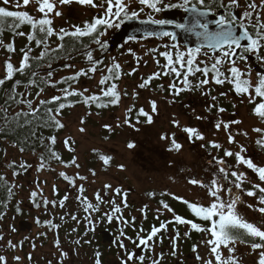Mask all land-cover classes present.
Here are the masks:
<instances>
[{
    "label": "snow or ice",
    "instance_id": "1",
    "mask_svg": "<svg viewBox=\"0 0 264 264\" xmlns=\"http://www.w3.org/2000/svg\"><path fill=\"white\" fill-rule=\"evenodd\" d=\"M73 4L97 11L91 20H84L82 24H69L65 21L66 27H55L54 20L64 17L61 9L71 8ZM30 5L36 6L39 17L20 10ZM171 10H181L185 14L183 22L156 18L158 14ZM141 14H145L146 18L140 19ZM134 20L150 26L136 30L144 38H168L170 43L163 45V51L158 48L148 49L145 55L152 56L159 70L147 77L140 76L139 82L129 92L126 88L121 89L119 82L125 76L136 74L143 57L138 56L132 48H127L126 53L133 57L137 65L128 72L123 71L121 63L114 56L106 63L105 54L109 42L105 37L110 30H119L126 22ZM25 25L30 28L27 33L21 30ZM176 30L195 37V46H182L178 42ZM5 33L11 34L8 42L4 39ZM16 37H25L27 41L19 49L22 58L18 66L12 63V54L17 52ZM137 40L136 35H129L121 47ZM0 50L8 54L4 65L5 74L0 77V92H3V102L0 103V140L7 142L12 137L13 148H18L21 154L29 151L35 158V164L23 159L19 162L8 161L7 151L3 150L5 161L0 164V221L4 220L9 206L23 187L17 178L33 168L37 176L34 180L35 189L29 194V203L36 209L43 208L45 213L57 207L66 209L69 194L50 200L41 187L46 181L39 179L42 172H56L54 164L64 169L78 170L81 167L76 155L65 160L56 148L58 133L66 127L62 122L65 109L82 104L88 109L85 116H99L100 110L119 107L128 99L130 103L125 109L123 121L118 120L114 126L107 123L102 125L109 133L103 137L107 141L116 129L128 127L139 132L138 125L154 123V117L159 115L158 102L146 98L149 110L146 111L143 106L137 107L141 90L167 92L171 99H164L169 105L176 103V98L182 93L198 92L206 98V102L202 113L192 110L193 119L210 122L215 129L213 136L223 131L227 137V146L217 139H209L200 127L182 124L176 115L171 116L169 123L172 127L185 134L189 144L200 142L199 147L211 157L207 163L212 172L206 180L197 176L187 177L188 185L204 193L202 196L197 193L195 201L169 191H161L159 195L162 198L158 201L154 216L158 226L153 223L150 229L143 227V221L148 219V205L138 209L142 214L139 226L135 216L130 213L125 216L124 210L130 208L127 200L129 192L121 186L113 187L105 183L102 189L95 191L93 202L85 195L84 183H77L87 182L88 176L81 175L79 171L72 175L59 171L57 175L77 193L76 200L88 224L83 236L95 232L97 219L109 224L116 222L112 246L117 249L118 264H167L169 258L176 259L177 264H184L179 242L189 239L192 232L203 234L205 239L201 243L208 248V256L204 257L198 252L200 244L192 245L198 264H240L238 244L250 248L249 254L258 256L255 264H264V219L250 222L238 211V207L243 205L264 217V164H257L252 157L247 156L246 146L236 137L248 138V132L233 130V126L243 121L235 118L225 120L223 114L228 109L221 103L222 98L227 99L230 93L239 97L241 103L247 98L248 103L254 105L252 114L264 124V0H0ZM97 52L99 55H96ZM78 57L82 58L85 67L77 69L74 63L69 62ZM157 57H162L164 62L161 63ZM250 60L255 62L258 70L249 63ZM58 62H63L62 69L71 70V73L57 78L54 65ZM143 63L146 65L147 61ZM97 74L100 78L94 88L81 85L82 78L91 81ZM164 78L169 79L167 87L163 83L153 86L154 81ZM9 81L11 86L5 87ZM226 84L230 86L228 91L222 90ZM93 107L97 110L95 113L91 111ZM231 107L235 109L236 104L233 103ZM231 115L234 117L235 112ZM85 122V117H81L80 133L86 131L83 126ZM46 131L48 135H45ZM252 131L259 134L255 143L264 151V127H255ZM159 138L166 142V150L170 153L179 155L184 148L176 132H163ZM61 144L68 153H75V140L71 136H66ZM135 147L134 141L127 143L128 149ZM213 150L216 153L222 152V156L213 155ZM92 151L102 162L103 170L107 171L113 156L100 153L98 149ZM229 158L234 160V164L228 163ZM169 166H172L171 163ZM116 167L120 171L126 170L124 164ZM88 171L92 177H96L95 169ZM179 171L184 172L185 169ZM170 179L174 182L173 177ZM245 184L250 187L245 188ZM52 193L58 196L55 184L52 185ZM145 195L154 199L157 193L148 191ZM117 197L120 198L119 203ZM163 197H170L185 205L195 219L177 214ZM244 197L255 198V204L246 203ZM22 203L21 200L15 201L14 211L18 215L22 214ZM102 206L104 211L101 210ZM96 213H100V216L94 219ZM165 213L170 214V218L162 219ZM69 216L77 224L80 223L77 214L67 210L59 219L65 222ZM35 222L55 231L54 246L59 252V264H64L68 252L61 247L57 231L61 224L54 223L53 219L41 222L38 217ZM181 225L186 229L183 236L179 230ZM129 230L132 235H129ZM10 231L15 233L17 229L10 226ZM71 231L76 232L77 228ZM40 235L46 237L47 233ZM82 239L78 237L70 243L80 246ZM165 239L168 240L166 248ZM4 240L0 232V241ZM83 243L91 244L92 241L83 240ZM23 244V240L13 243L9 239L6 247L15 252ZM4 247V244H0V249ZM32 247L35 249L34 243ZM101 257L99 249L95 250L94 264H102ZM13 259L20 264L22 257L14 255ZM27 259L32 260L31 253ZM0 264H8L7 256L0 254Z\"/></svg>",
    "mask_w": 264,
    "mask_h": 264
},
{
    "label": "rangeland",
    "instance_id": "2",
    "mask_svg": "<svg viewBox=\"0 0 264 264\" xmlns=\"http://www.w3.org/2000/svg\"><path fill=\"white\" fill-rule=\"evenodd\" d=\"M138 7V6H136ZM29 8L36 9L35 5H30ZM64 12V17L56 18L57 28L61 26H67L65 21L69 24H81L84 20H90L93 14L97 11L95 9H90L87 7H82L73 4L71 8L61 9ZM147 11V10H146ZM38 13V12H37ZM146 15L141 14L140 19H145ZM156 18H163V13H160ZM113 29L111 34H109L105 39L109 42L116 32ZM165 43H170L168 38L159 39L156 37H148L138 39L137 42H132L124 47L121 45L115 49L111 50L108 55L109 58L116 57L121 63L122 67L130 71L133 67H137L133 57L126 53L127 48H132L138 56L143 57L141 65L138 67V71L133 76H125L121 82V89H127L131 92L134 86L139 82V77H147L154 71H158L156 64L154 63L151 55H145L148 49L158 48L163 51V45ZM182 46L183 44L179 42ZM124 44V43H123ZM122 44V45H123ZM160 59L161 63L164 62L162 57H157ZM143 61H147L145 65ZM79 69L80 66L76 65ZM71 70H61L57 74V78L62 75L70 74ZM4 75V65L2 60H0V77ZM100 76L96 75L94 80H84L81 85L94 88L98 82ZM253 79H255V73H253ZM169 82L168 78L163 80H158L153 82L155 84L163 83L165 87ZM225 91H228L227 87H223ZM184 96H179L176 98V103L169 105L166 103L164 97H168L167 92H149L141 90L140 97L137 102V107L143 106L145 110H149V106L146 103V98L156 99L159 107V115L154 117V123L151 125L141 124L138 125L140 128L139 132L134 131L131 128L124 127L122 129H116V131L110 134V138L105 141L104 136L109 135L103 128L102 125L107 123L115 125L118 120L123 121L124 113L126 107L129 105L130 101L125 99L117 110L109 111L104 117L97 116L95 114L91 116H85L87 112L86 108L81 106L73 108L71 113L64 117L63 121L66 125L64 132L60 136V143L66 136H71L75 140V153L78 157V163L81 165L80 169L68 168L64 169L61 166H54L57 171L50 172L45 171L39 174L40 181H46L41 187L44 189V195L48 199H58L62 198L66 193L69 194V200L66 202V209H61L59 207L51 209L50 213H45L43 208L36 209L29 203V194L31 190L35 189L34 180L36 179V172L30 169L28 173L20 176L18 182L23 185L19 190L18 200L23 201L21 204L25 208V213L23 216L17 217L16 214L8 213L3 221H0V232L3 233L5 240L0 241V244H4L5 247L0 249V254L7 256L8 264H17L13 259L14 255L22 257L20 264H59V252L54 246V240L56 238L55 231H50L46 226L38 225L35 221L38 217L41 222L48 219H57L64 214L65 210L69 213H78L82 210L76 200L77 193L74 189L70 188L65 181L58 177L57 173L59 171H66L69 175L74 174L79 171L81 175H86L89 177L87 182L77 181V183H84L86 192L85 195L88 196L90 200L94 201V193L98 189H102L105 183L111 184L113 187L121 186L123 189L129 192L127 197L128 203L130 205L129 209L124 210V214L127 217L129 213L135 216L137 219V226L141 224L142 214L138 209L142 208L144 205H148V209L155 213V209L158 207L155 202L149 201L145 193L153 190L169 191L178 196H183L185 199L195 201L197 198V193L201 196L204 194L199 188L188 185L186 179L189 176H196L190 173L198 172V177H205L208 179L211 176L212 168H209L207 161H203L204 157H208V153L199 147V143L189 144L187 142L185 134L179 130L172 127L169 123L171 116L176 115L182 124L195 125L201 128L209 139H217L219 142L224 143L227 146V137L223 131L213 136L215 129L212 127L210 122H200L193 119L192 110L194 109L196 113H202L205 107L206 98L202 97L198 92L184 93ZM182 97V98H180ZM222 106L230 110L223 114L225 120L229 119H240L243 121L240 125L233 126V130L239 129L248 132V138L243 136H237L236 139L244 144L247 148V156L252 157L254 162L257 164H264V151H262L255 143V140L259 137L258 133L252 131L255 127H264L261 124L259 118L252 114L253 106L249 104L247 98L241 103L240 99H234L230 94L227 99L221 100ZM236 104V108L232 109L231 105ZM186 106H190L186 107ZM235 112L233 117L231 114ZM81 117H85L86 128L84 133L78 131L80 125ZM163 132H176L177 139L183 143L184 148L179 155L170 153L166 150L167 144L165 141L160 140V134ZM134 141L136 147L133 149L127 148V143L129 141ZM7 151L8 161H17L21 159L35 164V159L31 154L23 153L21 154L16 148L11 145L0 141V154L5 161L3 156V150ZM93 149H98L100 153L113 156V161L111 166L107 171L103 170V164L98 160L97 156L93 153ZM213 155H221V153H216L213 150ZM205 159V158H204ZM229 164H234L232 158L228 159ZM202 162V164H200ZM171 163V167L169 164ZM119 164H124L126 166L125 171H120L116 167ZM89 169H95L97 175L92 177L89 173ZM180 169H185L184 172L179 171ZM249 174L250 173L249 170ZM9 178H11V173H8ZM170 177L174 178V182ZM205 179V180H206ZM94 181V182H93ZM55 184L58 188V196H53L52 185ZM250 187L249 184H245V188ZM103 194V193H102ZM244 200L248 204H255V198L244 197ZM120 198L117 197V202L119 203ZM202 203H207V201H201ZM157 206V207H156ZM247 207H245L246 209ZM248 209V208H247ZM102 211L105 210L102 206ZM258 217H255V215ZM82 215V213H81ZM250 215L249 219L254 222H259L264 219L258 212L248 213ZM13 217H15L13 219ZM99 217V213L94 214V219ZM247 217V216H246ZM27 220L33 223V227L27 230H21L19 227V221ZM98 221V219H97ZM73 222V220H72ZM67 219L65 222H61L58 218L56 224H61V227L57 230L60 233L59 239L61 241V247L68 252V258L64 261V264H94V251L99 249V251L106 254L104 256V261L102 259V264H118L117 255L115 259L107 255L106 250H101L99 248V243L97 242L99 228L95 227V232H89L88 236H83L81 240V245H73L70 243L71 240L79 237L72 232ZM144 223V221H143ZM86 226L84 232L88 228V224L85 221ZM10 226H15L17 231L15 233L10 231ZM70 226V227H69ZM65 228V229H64ZM67 228V229H66ZM47 233V236H42L40 233ZM62 232H64L62 234ZM83 232V233H84ZM69 233H71L69 235ZM25 237L29 239L25 240ZM11 239L13 243H19L23 240L24 244L22 248H17L15 252L6 247L7 240ZM83 240H91V244H84ZM35 244V249H33L32 244ZM31 253L32 260L27 259L28 254ZM201 253L205 254L204 257L208 256V248L201 243ZM258 256L256 254H247L244 261H240V264H255ZM109 260L110 262H107ZM195 262H189L188 264H194ZM170 264H175V261ZM198 264V263H196Z\"/></svg>",
    "mask_w": 264,
    "mask_h": 264
},
{
    "label": "flooded vegetation",
    "instance_id": "3",
    "mask_svg": "<svg viewBox=\"0 0 264 264\" xmlns=\"http://www.w3.org/2000/svg\"><path fill=\"white\" fill-rule=\"evenodd\" d=\"M178 15L179 16H181V17H184L185 16V14L181 11V10H178ZM249 63L250 64H253V66H254V69H256L255 68V62L254 61H252V60H250L249 61ZM255 73V72H254ZM225 87H227L228 89H229V85H225ZM222 90H224V88L222 89ZM225 91V90H224ZM185 93H187V92H185ZM185 94L184 93H182L180 96H184ZM230 95L234 98V99H240L239 97H237L234 93H230ZM180 98H182V97H180ZM252 106L254 107V105L252 104ZM228 109L230 110V107H228ZM233 109V108H232ZM218 155V154H217ZM205 158V159H204ZM203 158V161H207L208 162V160H210V156H208V157H204ZM228 163H229V161H228ZM200 164H202V162H200ZM209 168H210V166H209ZM190 174H192V175H194V174H196V176L198 175V172H194V173H190ZM198 177V176H197ZM202 179H206L205 177H202ZM153 191H155V190H153ZM156 193H157V195H156V197L154 198V199H150L148 196H147V198L149 199V201H151L152 203L153 202H155L156 204H157V206H159L158 205V201L162 198V197H160V195H159V193L161 192L160 190H156L155 191ZM163 199H165L174 209H175V211L177 212V214H180L179 213V209L176 207V205H178V201H174V200H172L170 197H163ZM189 201H192V200H189ZM180 203V202H179ZM156 206V207H157ZM180 206H183V207H185V205H183L182 203H180ZM149 208V207H148ZM188 210V209H187ZM238 211L242 214V215H244L245 216V218L247 219V220H249L250 222H254V221H252V220H250L249 219V217H250V215H248V213H251V212H253V210H251V209H245V206H243V205H240L239 207H238ZM186 214H188V215H190L191 217H192V215H191V213L189 212V210H188V212H185ZM181 215V214H180ZM154 216H155V213L154 212H152L150 209H148V219L147 220H145L144 221V223H143V227L145 228V229H150V226L153 224V223H157V226H158V222H156L155 220H154ZM247 216V217H246ZM255 217H258V215L256 214L255 215ZM168 218H170V214H168V213H165L164 214V216L162 217V219H168ZM192 218H194V217H192ZM188 219H191V218H188ZM85 223V222H84ZM96 227L97 228H99V230L97 231V233H98V238H97V242L99 243V248L101 249V250H106V252H107V255H109L110 257H112V258H114V260H116L115 259V256L117 255V249L115 248V247H113L112 246V243H109V242H107V243H104L103 241H102V232L103 231H105V230H107V231H109V232H111L112 233V235H113V237H114V234L116 233V222L115 221H113V223L112 224H109V223H107V222H104V221H97V224H96ZM170 228H171V226H170ZM179 230H180V232H181V236H183V233H184V231L186 230L185 229V226H183V225H181V226H179ZM64 233V232H63ZM133 233L129 230V235H132ZM79 237H81V236H79ZM78 238V237H77ZM205 239V236L202 234L201 236H198L197 235V233L196 232H192V234H191V237L189 238V239H182L180 242H179V245H180V252H181V254H182V256H181V258L183 259V262H184V264H188V261L189 262H195L194 264H196V263H198L196 260H195V258H194V253L192 252V245L194 244V243H199L200 244V246L198 247V252H199V254L201 255V256H205V254H203V253H201V242L203 241ZM164 245H165V248H166V246L168 245V240L167 239H165V241H164ZM129 247H131V245H129ZM250 248H248V247H246V246H244V245H237V255L240 257V261H244V259H246V255L247 254H249L250 253ZM225 256L227 255V252L225 251ZM106 254H104L103 253V256H102V258H103V261H104V256H105ZM173 261H175V264H177V261H176V259H174V258H169L168 260H167V264H170L171 262H173ZM107 262H110L109 260H107ZM244 264H246L245 262H244Z\"/></svg>",
    "mask_w": 264,
    "mask_h": 264
},
{
    "label": "trees",
    "instance_id": "4",
    "mask_svg": "<svg viewBox=\"0 0 264 264\" xmlns=\"http://www.w3.org/2000/svg\"><path fill=\"white\" fill-rule=\"evenodd\" d=\"M13 10H14V9H13ZM26 11H29V13L32 14V15H34V16H37V17L40 16V14L37 13L35 9L29 8V9H27ZM90 20H91V19H90ZM81 24H82V23H81ZM54 25H55V27H57L55 21H54ZM21 30H23L25 33H27V32L30 30V28H29V26H26V25H25V26H22V29H21ZM111 31H112V30H110L109 34L112 33ZM4 39H5L6 42H8V41L11 39V34H10V33H5V34H4ZM53 39H55V38H53ZM26 43H27V41H26V38H25V37H16V38H15V47H16V49H17V52L14 53V54H12V63H13L14 65H16V66H18L19 61H20V59L22 58V54L19 52V49L22 48V47H24ZM111 50H112V49H111L110 46H109L108 51H107V53L105 54V62H106V63H107L108 60L110 59L108 55L111 53ZM37 51H38V50H37ZM96 55H99V53L97 52ZM7 56H8V54H7L6 52H4L3 50H0V60H2V64H3V65H5V60L7 59ZM69 62H70V63H74L75 65L80 66V68L86 66L85 63L83 62L82 58H80V57H78V58H77L76 60H74V61H69ZM62 63H63V62H58L56 65H54V68L56 69V73H57V74H58V72H60L61 70H65V69H62V67H61V64H62ZM123 71L125 72L126 70L123 68ZM4 74H5V66H4ZM66 75H67V74H66ZM2 76H3V75H2ZM84 80H85V79L82 78V79H81V83H82ZM121 82H122V80L119 82V85H120V86H121ZM10 86H11V81H9V82L5 85V87H10ZM49 94H51V91L49 92ZM2 102H3V92H0V103H2ZM257 102H259V98L257 99ZM81 106H83V105H82V104H81V105H77V106L74 107V108L81 107ZM83 107H84V106H83ZM119 107H120V106H119ZM119 107H114V108H109V109L100 110V111H101V114H100L99 116L104 117V116L106 115L107 112L117 110ZM72 109H73V108H71V109H65V110H64V112H63V116H62V122H63V123H64V121H63L64 117H67V116L71 113V110H72ZM86 110L88 111V109H86ZM91 111H92L93 113H95L97 110L93 107V108L91 109ZM64 124H65V123H64ZM64 130H65V129L61 130V131L58 133V143H57V145H56V148H57L58 151H60V153H61L63 159L68 160V159H70L71 156L74 155V154H73V153H68V152L63 148L62 144L60 143V136H61V134L64 132ZM45 135H48V132H47V131L45 132ZM12 139H13L12 137H9L7 142L2 141V140H0V141H1V142H4V143H7V144H9V145H11V140H12ZM16 149L18 150V148H16ZM24 153H26V154H31L29 151H25ZM33 158H34V157H33ZM34 159H35V158H34ZM3 163H4V160H3L2 155L0 154V164H3ZM54 166H59V165H55V164H54L53 167H54ZM27 173H28V172H27ZM18 178H19V177H18ZM16 200H18V195L14 198V200L12 201V204L9 206V209H8V211H7V214H8V213H12V214L14 213V214H16L15 211H14V205H15V201H16ZM176 207L179 209V213H180L182 216H184L185 218L195 219V218H192L190 215H188V214L185 213V212H188L186 206H185V207L180 206V203L178 202V205H176ZM21 208H22V214H19V215L16 214L17 217L23 216L24 213H25V208L22 207V206H21ZM75 213H76V212H75ZM81 213H82V215H81ZM76 214H77V216H78V219L80 220V223L77 224V225H75V224H76L75 221L72 222V220H71V218H70V216H69V217H66L67 222H69V223L66 224V225H69V224L72 222V226H73V225H75V226H73V227H70V226H69L70 229H72V228H77V231L75 232V235L80 236V235L83 234V232H84V230H85V228H86V226L84 225L85 220L83 219L85 213H83L82 210H79V212L76 213ZM6 216H7V215H6ZM6 216H5V217H6ZM99 216H100V213H99ZM58 218H59V217H57L56 220H58ZM56 220L53 219V222L55 223ZM136 224H137V220H136ZM64 229H65V228H64ZM66 229H67V228H66ZM62 234H63V232H62ZM197 235H198V236H201L202 234H201V233H197ZM59 236H60V233H59ZM70 236H71V235H70Z\"/></svg>",
    "mask_w": 264,
    "mask_h": 264
},
{
    "label": "water",
    "instance_id": "5",
    "mask_svg": "<svg viewBox=\"0 0 264 264\" xmlns=\"http://www.w3.org/2000/svg\"><path fill=\"white\" fill-rule=\"evenodd\" d=\"M163 18L168 19H174L177 22H183L184 17H181L178 15V10H171L168 12H163ZM143 27H150V26H144L141 25L138 21H129L126 22L119 30H117L114 34L112 39L110 40V48L115 49L122 45L124 41L128 38L129 35H136L138 39L144 38L142 33L137 32V29L143 28ZM172 30V29H168ZM178 32V42L182 41V44H187L188 46H195V37L183 34L179 32V30H176ZM255 68L258 70V66L255 65ZM19 227L21 230H27L31 229L33 227V223L27 220H21L19 221ZM113 235L111 232L105 230L102 232V241L104 243H112L113 241Z\"/></svg>",
    "mask_w": 264,
    "mask_h": 264
}]
</instances>
